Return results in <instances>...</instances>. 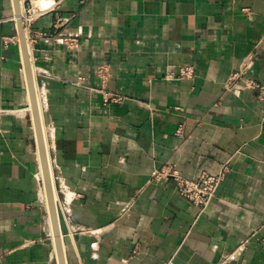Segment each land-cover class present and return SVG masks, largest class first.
<instances>
[{
    "label": "crops",
    "instance_id": "obj_1",
    "mask_svg": "<svg viewBox=\"0 0 264 264\" xmlns=\"http://www.w3.org/2000/svg\"><path fill=\"white\" fill-rule=\"evenodd\" d=\"M31 3L66 264H264V99L251 87H264V0ZM0 108L15 111L0 119V264H58L14 0H0ZM224 165L201 214L151 177Z\"/></svg>",
    "mask_w": 264,
    "mask_h": 264
},
{
    "label": "built area",
    "instance_id": "obj_2",
    "mask_svg": "<svg viewBox=\"0 0 264 264\" xmlns=\"http://www.w3.org/2000/svg\"><path fill=\"white\" fill-rule=\"evenodd\" d=\"M35 15L36 12L32 6L31 0H20L19 18L22 22L25 32L28 30V27L33 21ZM67 42L69 45L72 46L77 44V41L75 39H68ZM3 43L4 45L15 44L17 43V39L15 37L4 38ZM191 73L192 71L189 68L179 69V77L181 78H190ZM99 74L101 76L103 75L106 76L105 71L101 69L99 70ZM251 87L253 89L258 90L259 96L264 99V87H260L255 84H253ZM108 99L111 102L123 101V97L117 95L109 96ZM14 112L15 111L13 110L0 108V119L2 116L6 114H12ZM175 135L177 137L182 136V130L180 127L177 128V130L175 131ZM227 171L228 168L227 166L224 165L215 175L202 172L192 179H187L179 175L174 168L170 166H166L159 171L152 172L151 177L154 181L172 180L175 183L176 192L178 193V195L181 196L186 201L187 204L194 207L201 214L215 197L216 191L220 183L224 179ZM36 180L38 182L39 188L40 189L43 188V180L40 177V173L36 175ZM63 210L64 213H66V215H69L71 213L67 205L63 206Z\"/></svg>",
    "mask_w": 264,
    "mask_h": 264
},
{
    "label": "water",
    "instance_id": "obj_3",
    "mask_svg": "<svg viewBox=\"0 0 264 264\" xmlns=\"http://www.w3.org/2000/svg\"><path fill=\"white\" fill-rule=\"evenodd\" d=\"M14 4H15V12H16V21L18 24V37L23 52L24 70H25L28 94L30 99V109H31L34 131L37 141V149L40 156V165L42 170L43 181L47 193L48 212L52 226L54 248H55L58 264H66L64 245H67L69 243V238L67 236L62 237L58 229V212L56 208V202L53 200L51 187H50V177L48 175L47 160L45 155V145L43 142V136L41 131V122L39 120V108H38L36 89H35L34 79L29 62V57H28V48L25 38V31L22 22L19 18L20 0H14Z\"/></svg>",
    "mask_w": 264,
    "mask_h": 264
},
{
    "label": "bare ground",
    "instance_id": "obj_4",
    "mask_svg": "<svg viewBox=\"0 0 264 264\" xmlns=\"http://www.w3.org/2000/svg\"><path fill=\"white\" fill-rule=\"evenodd\" d=\"M37 101H38V97H37ZM38 108H39V120L41 122V131H42V136H43V142H44V145H45V155H46V160H47L48 175L50 177V187H51V192H52L53 200L55 201L56 194H55L54 189H53V185L54 184H53V178H52V172H51V165H50V159H49V154H48V146H47V142H46L44 127H43V124H42L41 112H40V103H39V101H38ZM38 156H39V152H38ZM39 160H40V156H39ZM40 167H41V165H40ZM40 173H42V170L40 171ZM44 188H45V185H44L43 189L41 188L42 189V194H43V198L45 200H47L46 188H45V190H44ZM47 205H48V200H47Z\"/></svg>",
    "mask_w": 264,
    "mask_h": 264
}]
</instances>
